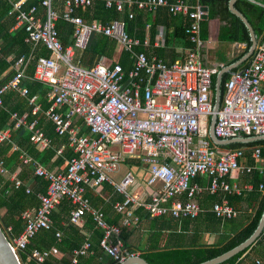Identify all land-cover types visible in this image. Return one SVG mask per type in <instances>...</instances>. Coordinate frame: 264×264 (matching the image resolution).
Segmentation results:
<instances>
[{"label": "built area", "instance_id": "obj_1", "mask_svg": "<svg viewBox=\"0 0 264 264\" xmlns=\"http://www.w3.org/2000/svg\"><path fill=\"white\" fill-rule=\"evenodd\" d=\"M12 7L16 26H25V40L31 43L29 56H19L14 62L15 74L0 87V106L9 90L19 91L33 104V113L40 110L37 95L29 96L28 87L21 86L27 77V68L34 61L33 79L49 85L51 106L45 114L55 124L60 135H68L69 145L78 153L68 161L66 170H54L41 164L26 150H21L22 165H31L35 175L47 182V191L39 193V205L22 212L24 226L15 237L9 238L11 247L19 254L25 250L42 229L53 228L52 214L63 200L71 203L69 222L83 227L87 216L103 233L101 247L119 264L129 255L122 238L123 228L137 226L139 216L135 210L143 207L152 217L195 218L204 208L201 197L205 193H241L253 189V184L230 183L234 172L258 170L246 158L247 148L222 147L212 142L208 126L214 112V77L222 63L208 64L203 50L206 40L202 35V21L208 11L204 4L187 0H41L25 8L28 0H6ZM103 1L108 8L128 11L134 18L135 9L156 12L165 7L172 15L182 14L185 33L191 46L182 58L167 62L154 53L138 51L141 40L126 29L123 19L87 21L81 11ZM208 7V6H207ZM63 19L73 26L72 42L64 45L58 21ZM150 24H147V29ZM160 36L165 26L160 25ZM94 34L114 40L122 50L130 52L132 68L125 72L120 60L108 62L98 55L85 66L82 54ZM149 34L143 42L149 46ZM50 55L37 56L41 47ZM13 128L26 125L31 140L39 148L51 145V139L38 126V119L27 122V115L12 114ZM88 133H82L83 128ZM12 128L0 127V142L10 140L13 149L20 150L12 140ZM220 138L241 135H264V36L248 62L232 72L225 82L221 106L214 127ZM64 146L58 148L62 153ZM140 158L147 169L146 184L135 189V174L129 170L118 182L112 174L119 171L128 158ZM252 157L262 159L260 147L253 148ZM22 167L11 172L0 160V173L14 182L15 188L31 186L19 176ZM198 177L206 178L202 183ZM107 182L122 195L113 203L122 216L121 223H111L105 212L93 205L88 190L101 192ZM264 189V184H260ZM211 210L221 217H234L238 211L223 198L212 204ZM8 231L12 230L8 226ZM58 240L62 231L56 230ZM87 240L73 250L72 261L85 255L91 248ZM60 253L58 246L34 248L31 259L45 264L47 258Z\"/></svg>", "mask_w": 264, "mask_h": 264}, {"label": "trees", "instance_id": "obj_2", "mask_svg": "<svg viewBox=\"0 0 264 264\" xmlns=\"http://www.w3.org/2000/svg\"><path fill=\"white\" fill-rule=\"evenodd\" d=\"M192 4H204L209 7V15H216L217 13L225 14L227 16H233L234 20L230 25L224 26L220 34V38L229 41L245 42V50L239 55L242 56L247 52L250 45L252 44L249 29L246 23L236 14H234L229 7L230 0H187ZM33 4H41V0H28L25 4V8L32 6ZM236 8L241 11L250 21L258 38L264 36V0H236ZM12 5L5 1L0 0V16H4ZM162 8V7H161ZM159 8L154 16L156 19L153 22L152 28L156 27V23L163 19L168 25V33L166 35V42L177 39L183 41L187 38L185 33V21L182 14L172 15L167 9L165 12H161ZM163 9V8H162ZM136 15L134 18L129 17L127 10L124 12H119L115 7L108 8L105 6L103 1H98L95 6L88 8L85 11H81V15L87 21L93 19H101L104 21H110L112 19H123L126 22V29L128 33L132 36L140 38L143 42L145 38V26L148 21L151 20L152 14L145 13L140 9H135ZM159 16H163L162 18ZM173 16V17H172ZM8 23L5 21H0V69L2 67L10 66L11 61H7V57L10 54H14L13 61L21 54L28 55L31 52V45L25 42V36L27 35L25 26H20L13 31H9L11 25L15 23V19L12 16ZM58 29L60 31L61 39L64 45L72 42V31L73 26L71 23L60 19L57 23ZM202 35L205 38L207 35L208 22L207 20L202 21ZM117 43L105 35L94 34L88 44V47L82 54V60L85 65H87L92 58L97 54L106 56L108 60H111ZM143 45L136 46L139 51L143 49ZM161 49L160 52H162ZM51 51L44 46H41V50L37 51V56L39 55H50ZM120 62L124 67L126 73L132 68L134 60L130 56V52L124 50ZM113 62V61H111ZM35 69L34 61L30 62L27 68V77L23 80L21 86L28 87L29 96L37 95L36 103L40 104V110L33 113V104L29 103V99L26 96L21 95L18 91H9L4 96V105L0 106V127H11L12 130V140L15 141L20 150L13 149V143L10 140L5 142H0V160H4L6 166L10 171H14L19 164L22 165L19 159L21 149L26 150L35 159H37L41 164L47 167L54 168L58 167V170H66L68 166V161L77 156L78 153L74 150V147L69 145L68 135H60L56 129L55 124L51 120H47L46 110L51 106L52 102L48 99L49 85L40 81L33 79V73ZM15 71L13 70L3 83L13 77ZM230 73H225L222 83V91H225V82L230 77ZM1 83L0 85H2ZM214 89H215V78H214ZM16 112L18 115H27V121L31 122L34 119H38V124L43 127L45 135L51 139V145L44 149H39L35 143L31 140V134L26 131V125H21L18 128H13L15 125V119H12V114ZM89 130L87 128L82 129V133H87ZM261 146L262 156L264 158V139L252 141L249 143H233L226 147L238 148L245 147L250 155L253 148L256 146ZM61 146H64L62 154H58L57 150ZM137 160V161H136ZM254 161L250 158V162ZM127 163H140L137 158H128ZM21 172V178L25 183L31 180V192L26 191V186L23 185L19 188H15L14 182L8 177L0 173V210L2 208L6 209L5 214L2 216L0 214V225L2 229L6 232L8 238H13L17 236L23 229L24 220L21 215L22 212L35 204L39 205L38 193H45L47 191L48 182L41 176L33 175L29 165H24ZM32 175V177H31ZM200 177L197 178V180ZM254 185L252 190H244L241 193H226L225 197L228 199L231 205L238 211L241 207V214L237 217H221L218 216L214 211H207L201 213L198 217H184L179 219L168 218V217H155L152 219V236L151 243L146 247H140V254L147 259L150 264H198L202 261L208 260L215 256H218L231 248L237 246L245 239H247L257 228L260 218L264 211V192L260 188V184L264 183V172H259L256 170L252 173L251 178L248 179ZM205 181V179H204ZM29 184V183H28ZM107 184L110 188L109 183ZM114 188V187H113ZM87 191V195L91 200V196ZM221 192V191H220ZM223 192V191H222ZM221 194H209V196L204 201V205H208L211 200L217 201L222 199ZM62 211L70 213L72 205L69 201H62ZM107 213V212H106ZM105 213V214H106ZM135 214L139 216V224L143 218L152 217L143 207H139L135 210ZM70 216V215H69ZM54 223L60 227L64 234V240L62 246L58 243L56 237V229H42L37 233L32 242L28 245L25 250L19 252L22 264H37L30 255L34 248L46 249L50 248L52 245H58L62 250L73 249L80 247L85 236L78 233L73 223H68V225L60 224L59 214H52ZM107 220L111 223H119L121 219L120 214L114 215L113 218L107 217ZM66 222L69 221V217H66ZM92 221V220H91ZM87 220L86 224L90 226L92 223ZM12 225V230L8 231V226ZM94 225V224H93ZM91 226L94 228V226ZM74 228V229H73ZM125 229V228H124ZM94 238L100 242L103 236L101 230H94ZM125 231V230H124ZM217 232L218 238L215 242L208 243L204 242L203 238L205 233ZM129 234H122V238L125 242L126 247L129 252H136V249L132 248L128 242ZM165 236V240L162 243L161 240ZM264 242V232L262 235L248 248L235 254L228 260L219 264H238L245 253L251 249L255 244ZM59 260L55 256H50L45 261V264H58ZM112 264H118L115 260Z\"/></svg>", "mask_w": 264, "mask_h": 264}, {"label": "crops", "instance_id": "obj_3", "mask_svg": "<svg viewBox=\"0 0 264 264\" xmlns=\"http://www.w3.org/2000/svg\"><path fill=\"white\" fill-rule=\"evenodd\" d=\"M59 1L60 0H57V4H58V6H61V2H59ZM231 2H232V0H230L229 7H230V10L234 13V11L231 8ZM235 2H236V0H235ZM234 6H235V3H234ZM162 8H161V10H163V11H161V12H165L166 8L165 7H162ZM142 11H144V10H142ZM144 12L147 13V11H144ZM148 13L152 14L151 15L152 18H151L150 21H148L146 23V26H145V38H144L143 42L147 39V35L149 34L148 39H149V43L150 44H149V46H145L143 44L142 40L139 38L141 40V42H142V44H140V45L144 46V48L141 49V50L142 51H146L148 53H154V54L158 55L160 58L164 59L167 62H173L176 59L182 58L185 55L187 48H189L192 45L191 42L188 40V38H186L183 41H179V40L175 39V40L171 41L170 43H167L166 42V35H167L168 31H169L167 23L163 19H161L160 22L156 23V27L152 28L153 22L156 19V16H154V14L156 12H148ZM12 16L13 15L9 14V11H7L4 16H0V21H5V24H7L8 23L7 21H9ZM13 17L15 19V16H13ZM160 17L162 18L163 16H159V18ZM183 17H184V15H183ZM204 20H207V22H208L207 35L205 37L206 47L203 50L205 61L208 64L222 63L223 64L222 68H224L225 66H228L229 64L239 60L244 55L243 54L242 56L239 57V55L245 50L246 43L245 42H238V41H229V40L220 38V34L222 32L223 27L227 26V25H230V23L234 20L233 16H227V15L221 14V13H217L216 15L210 16L209 15V11H208V16ZM184 21H186L185 18H184ZM147 24H150V28H148V29H147ZM160 25L165 26V32H163V36L164 37L160 36V33H161V30L159 31V26ZM17 28H18V26H16V24L14 23L13 25H11L9 31H13L14 29H17ZM255 32H256V30H255ZM25 38H26V36H25ZM25 42L28 43L29 45H31V43L27 42L26 40H25ZM0 49H1V40H0ZM161 49H163L162 52H160ZM40 50H41V47H40ZM141 50H139V51H141ZM37 51H36V53H37ZM123 51L124 50L121 51V48L117 44L116 48H115V52H114L111 60L107 59V61L111 62V61H114V60H117V59L119 60L121 55H122V53H123ZM29 54L28 55L21 54L20 56H22V55L29 56ZM98 55H101V54H97L94 58H92L90 60V62L87 65H85L83 60H82L83 64L85 66L91 65L93 63V61L96 58H98ZM13 58H14V54H10L7 57V61H11L12 64H10V66H8V67L4 66V67H2V69H0V84L3 83V80H5L7 78V76L13 70L15 71L13 65H14V62H15V60L17 58L14 60V62H12ZM248 60L244 61L242 64H240L238 67H236L233 70V72L238 70V69H240L242 66H244L248 62ZM228 73L232 74V72H228ZM216 75L214 77L215 78V82H216ZM12 78H10L9 80H11ZM9 80H7L6 82H8ZM6 82H4L2 85H4ZM2 85H0V87ZM9 91H15V90H9ZM46 117H47V120H51L47 115H46ZM38 126L44 131L42 126H40L39 124H38ZM26 128H27V126H26ZM26 131L27 132L29 131L28 128L26 129ZM256 147H260L261 155H262L261 146L257 145ZM39 149H44V148H39ZM247 151H246V158L249 161V164H251V165H261V166L264 167V158H263V156H262V159L255 160L252 157L253 150H252L250 155L248 154ZM57 152H58V150H57ZM58 154H62V153H58ZM135 158H137V157H135ZM250 158L254 159V161L252 163L250 162ZM137 159L140 160L139 164H137V163L129 164V163H127V160H126L125 163L129 166V169L131 171H133L134 169L136 170L137 175L133 172L135 174L136 181H137V184L134 186V188L135 189L136 188L140 189L141 185H143V184L145 185L146 184V177H147V173L148 172H147V169L143 166V163H142L141 159L140 158H137ZM19 166L22 167V170L25 167L24 165L19 164L17 166V168ZM29 166H30V168L32 167L31 165H29ZM17 168L14 171H17ZM48 168H50V167H48ZM32 169H33V167H32ZM50 169L58 170V167H54V168H50ZM22 170H21V172H22ZM255 171L256 170H254L253 172H250V173L237 171V172H234L232 175H230L228 177V180L232 184L233 183H238L240 185H245L246 183L253 184L248 179L251 178L252 173H254ZM11 172H13V171H11ZM21 172L19 173V176L21 175ZM31 173L34 175L33 170L31 171ZM31 177H32V175H31ZM199 179H200L199 181H201L202 183H205L207 181L206 178H204V177H200ZM204 179H205V181H204ZM27 184L31 185V180L30 179L27 181ZM253 187H254V185H253ZM262 190L264 192V189H262ZM245 191H246V189H245ZM221 192H219V194H221ZM89 193H90L91 201H92L93 205L98 207V208H101L105 213L107 212L105 214V216L113 218L114 215L117 214V212L115 211V209L113 207V203L116 200H121L122 199V195L119 194L118 192H116L112 185H110V188H108V186L106 184L105 188H103V190L101 192H96L95 190L92 189V190L89 191ZM209 194L210 193H205L200 199L201 200V204H202V206L204 208V211H202L201 213H205L207 211H212L211 207H212V204L215 202V199L211 200L208 203L207 206L204 205V201L209 196ZM221 196H222V199L226 198L225 197V192H222ZM217 201H220V200H217ZM36 206H38V204H35V205L31 206V207H36ZM244 207L245 206L241 207V209L244 208ZM241 209H238V214L236 215L237 217L242 213ZM5 212H6L5 208H2L0 210V214L2 216L5 214ZM54 212L59 214V216H60L59 219L61 220L60 224L68 225V223H71L69 221L66 222L67 219H65V218L69 217L70 213L62 211V204H60ZM54 212H53V214H54ZM153 218H155V217L143 218L142 221H141V224L138 223L137 226H133V227H129V228L124 227L125 229L123 228L122 234H124V233L129 234L128 242H129V245H131L132 248L136 249L135 253L140 254L141 251H140L139 248L140 247H146L147 245H149V243H151V241H152L151 240V236H152L151 234H152V230H153V228L151 226L152 225L151 222H152ZM168 218H171V217H168ZM87 220L91 221V218L89 216H87L86 221ZM86 221H85V224H84L83 227L77 226L75 224H73V225L78 230V233L83 234L85 236V240H84L83 244L87 240L91 241L92 245H91V248H90L89 252L87 254H85V255L78 256L77 257L78 261L74 263L72 261V257H73V253L72 252H73L74 249L80 248L83 244L80 247H76V248H73V249H66L65 251L62 250L58 245L55 244V246H58V248L60 250L59 254L53 255L59 260L58 264H112V262H114L113 257L110 254H108L101 247L100 242L98 244V241L94 238V236H93L95 234L94 230L97 229L95 227V225H93L94 223L91 221L92 223H90V226H88L86 224L87 223ZM121 221H122V216H121V219H120L119 223H121ZM92 225L94 226V228L91 227ZM10 226L12 227V225H10ZM53 228H55L56 230L62 231V237H61L60 240H58V243H60V246H62L63 245L62 242L64 240L65 234H64L63 230L56 225V222L54 223V219H53ZM97 230H100V229H97ZM218 236L219 235H218L217 232H212V233L207 232V233H205L203 240H204V242L212 243V242L216 241ZM164 240H165V236L163 237L161 242L163 243ZM52 246H54V245H52ZM238 264H264V242L257 243L251 249H249L245 253V255L243 256V258L241 259V261Z\"/></svg>", "mask_w": 264, "mask_h": 264}, {"label": "water", "instance_id": "obj_4", "mask_svg": "<svg viewBox=\"0 0 264 264\" xmlns=\"http://www.w3.org/2000/svg\"><path fill=\"white\" fill-rule=\"evenodd\" d=\"M234 3H235V0H232L231 8L234 11V13L246 23L249 29V32H250L252 44L250 45L247 52L239 60L229 64L228 66H225L216 75L215 91H214V112L210 117V123L208 126V130H209V136L211 140L215 144L221 145V146H227L233 143H249L252 141L264 139V135H241V136L232 137V138H220L215 134V131H214V127L217 121V112L222 102V96H223L222 83H223L224 74L228 72H233V70L236 67L242 64L244 61L248 60L253 54L257 46V43L259 41V38L254 28L252 27V24L250 23L248 18L234 6ZM204 9L208 11L209 8L205 6ZM207 16L208 15H205L204 19L207 18ZM263 232H264V211L260 218L257 228L247 239H245L243 242H241L237 246L231 248L230 250L218 256L210 258L208 260L202 261L198 264L222 263L228 260L229 258H231L232 256H234L235 254L239 253L240 251L251 246L262 235ZM0 264H22L19 254L15 252L13 248L11 247L9 238L6 232L2 229L1 225H0ZM119 264H150V263L141 254L137 253L134 255H129L123 262H120Z\"/></svg>", "mask_w": 264, "mask_h": 264}, {"label": "rangeland", "instance_id": "obj_5", "mask_svg": "<svg viewBox=\"0 0 264 264\" xmlns=\"http://www.w3.org/2000/svg\"><path fill=\"white\" fill-rule=\"evenodd\" d=\"M129 170H130L129 166L124 162V163L121 164L119 171L114 173V174H112V177L116 181L119 182L123 178L124 174L127 173V171H129ZM133 172L137 175V172H136L135 169L133 170Z\"/></svg>", "mask_w": 264, "mask_h": 264}, {"label": "flooded vegetation", "instance_id": "obj_6", "mask_svg": "<svg viewBox=\"0 0 264 264\" xmlns=\"http://www.w3.org/2000/svg\"><path fill=\"white\" fill-rule=\"evenodd\" d=\"M214 91H215V89H214ZM213 142V141H212ZM214 143V142H213ZM215 144V143H214ZM217 145V144H216ZM219 146H221V145H219ZM222 147H226V146H222Z\"/></svg>", "mask_w": 264, "mask_h": 264}]
</instances>
